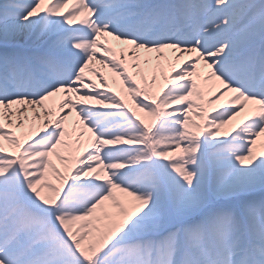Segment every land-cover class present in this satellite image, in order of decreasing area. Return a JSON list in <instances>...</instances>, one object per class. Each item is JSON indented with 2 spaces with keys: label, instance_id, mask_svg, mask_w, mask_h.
Segmentation results:
<instances>
[{
  "label": "snow or ice",
  "instance_id": "obj_1",
  "mask_svg": "<svg viewBox=\"0 0 264 264\" xmlns=\"http://www.w3.org/2000/svg\"><path fill=\"white\" fill-rule=\"evenodd\" d=\"M0 264H264V0H0Z\"/></svg>",
  "mask_w": 264,
  "mask_h": 264
}]
</instances>
